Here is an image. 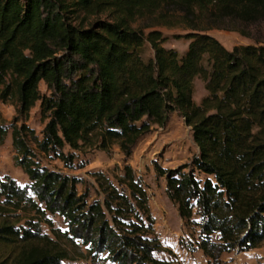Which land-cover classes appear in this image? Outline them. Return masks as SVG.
Here are the masks:
<instances>
[{
	"label": "trees",
	"instance_id": "obj_1",
	"mask_svg": "<svg viewBox=\"0 0 264 264\" xmlns=\"http://www.w3.org/2000/svg\"><path fill=\"white\" fill-rule=\"evenodd\" d=\"M104 14L108 20L86 27ZM144 18L189 31L177 36L191 41L186 52L165 47L160 31L133 26ZM225 22L263 37L264 0H0V102L17 113L9 126L0 114V145L11 132L15 164L30 180L21 187L0 178V246L13 254L0 264H65L68 246L114 264H169L156 258L163 246L130 165L117 183L94 173L99 199L89 203L78 191L82 180L49 170L41 156L68 168L85 150L117 146L130 157L174 113L191 127L199 153L158 173L180 217L200 216V249L218 261L264 244V41L229 50L208 34ZM147 44L154 55L146 59ZM196 79L207 91L200 105ZM38 102L48 120L42 138L27 125Z\"/></svg>",
	"mask_w": 264,
	"mask_h": 264
},
{
	"label": "rangeland",
	"instance_id": "obj_2",
	"mask_svg": "<svg viewBox=\"0 0 264 264\" xmlns=\"http://www.w3.org/2000/svg\"><path fill=\"white\" fill-rule=\"evenodd\" d=\"M108 19L109 16L104 14L88 18L84 23L86 27H91L99 21ZM133 26L143 29L145 33L154 30L162 32L164 37H167L164 46L176 49L180 55L186 52L191 43L185 38H177V36L188 34L189 31L183 28H168L162 25L157 18L139 19ZM208 34L218 39L229 50L237 46L255 45L257 39L263 38L264 41V36L258 37L257 31L252 27L235 22L222 23L221 28H214ZM153 55L151 46L147 44L145 58ZM40 90L43 95H49L44 83L40 84ZM206 96L204 83L196 79L194 101L200 105ZM0 114L6 125H11L17 116L14 104L0 102ZM47 122L48 120L43 118L41 112V103L38 102L30 113L27 125L35 130L39 138H42V131ZM69 151L67 148L66 153ZM198 153L199 149L194 142L191 127L187 126L185 119L179 113H174L165 127H155L150 134L143 137L130 157H126L116 146L110 152L95 149L75 152L76 159L72 168L65 167L64 163L52 157L41 156V160L43 166L51 171L82 180L83 183L78 185V191L80 194L88 193L89 203L99 199V189L93 177L94 173H104L114 183H117V177L122 176L125 166L130 165L136 178L141 181L148 193L155 236L163 246V252L155 254L159 260L169 264H264V244L248 252L236 250L223 253L218 261L209 259L199 247L200 229L197 224L200 222V216L195 212L191 223L187 222L180 217L178 206L169 199L167 177L160 176L158 169L174 170L189 165ZM15 155L11 132H9L5 142L0 145V178L10 176L21 187H26L30 184V180L23 170L16 166ZM49 216L53 219L57 229L63 231L67 229L63 218L58 215L49 214ZM42 229L44 233L53 236L48 226L42 225ZM213 239L216 240L217 237ZM67 248L72 258L65 264H114L107 261L106 254L94 260L92 256L87 255V247L81 248L86 257L80 256L79 250L73 247L68 246ZM10 253V249L0 246L1 260Z\"/></svg>",
	"mask_w": 264,
	"mask_h": 264
}]
</instances>
